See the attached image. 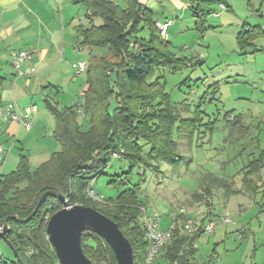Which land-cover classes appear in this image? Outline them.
<instances>
[{"label": "rangeland", "instance_id": "obj_1", "mask_svg": "<svg viewBox=\"0 0 264 264\" xmlns=\"http://www.w3.org/2000/svg\"><path fill=\"white\" fill-rule=\"evenodd\" d=\"M180 1L181 4L170 0L149 3L154 5L161 20L174 22L165 42L170 43L169 52L175 58L186 59L180 70L157 69L151 81L163 75L166 92L180 118H193L198 114L202 120L196 124L195 130L188 126L180 133L175 132L181 153L178 167L161 164L162 174L158 176L151 170H147L144 176L135 170L128 187L145 180L143 190H146L147 207L160 212L163 229H168L181 212L199 226L203 219L204 226L212 224L213 233L203 235L197 242L198 257L212 258L214 264H264V186L255 198L251 194L259 178H262L259 184L264 185V169L251 175L252 186L243 181L247 171L243 170L244 166L264 150V34L245 51L237 42L244 27L261 25L264 31V0H227L232 10L222 11L218 17L214 12L219 11V5L204 6L203 10L209 13L204 31L196 25V17L185 0ZM115 2L122 8L127 7L126 0ZM76 9L80 19L78 24L88 27L87 10L83 6ZM96 23L99 25L102 21L97 19ZM139 36L148 38L149 31H142ZM105 52L101 48L94 51L83 48L69 61L70 67L63 65L60 74L44 83V88L37 87L33 94H36L34 104L40 113L35 116H46L48 121L43 119L42 124H46L47 129L33 126L27 132L29 140L23 142L24 147L18 135L15 138L1 137L0 146L8 151V163L4 161L0 175L15 171L21 155L28 156L32 170L47 160L45 154L53 150L51 146L56 141L53 136L56 125L45 98L59 108L83 103L88 72L86 69L76 75L72 61L82 59L89 67L90 62L95 64ZM37 75L34 73L31 79L42 77ZM23 79L25 83L32 81L28 77ZM95 89L104 101L107 90L103 83L98 80ZM94 100L93 130L99 134L104 115L100 99ZM108 103L112 114L119 106L117 97L111 96ZM18 108L25 111L22 106ZM91 117L85 113L84 117L79 116V123L88 129L87 121ZM2 124L0 116V126ZM58 145L57 151H60ZM129 170V163L122 158L111 159L106 173L92 184L93 191L106 201L115 197L125 187L114 186L112 181ZM208 174L228 182L232 194H227L224 188L211 187L212 194L209 195L205 191L208 181L204 178ZM196 194L205 195V200H199ZM225 219L230 222L225 223ZM0 251L4 258H14L13 251L3 240H0Z\"/></svg>", "mask_w": 264, "mask_h": 264}, {"label": "trees", "instance_id": "obj_2", "mask_svg": "<svg viewBox=\"0 0 264 264\" xmlns=\"http://www.w3.org/2000/svg\"><path fill=\"white\" fill-rule=\"evenodd\" d=\"M126 2L127 7L122 8L112 0H75L76 5L87 10L89 24L81 31L77 47L101 48L106 52L98 62H90L87 67L83 103L64 108L47 103L55 120L53 136L61 146L60 151L54 152L34 170L28 156L21 155L15 171L0 175V229L7 227L5 238L18 252L23 264H61L48 239L47 227L51 217L67 204L93 207L115 221L132 244L134 264H145L149 246L141 214L142 207L147 206L146 190H143L145 180L128 187L130 179L135 170L142 176L147 170L158 176L162 174L161 164L178 167L181 153L175 132L180 133L188 126L195 130L196 124L202 120L198 114L193 118H180L166 92L163 75L151 81L157 69L180 70L186 60L175 58L169 52L170 43L161 37L156 23L165 20L156 19L153 10L143 0ZM185 2L196 17V25L203 31L207 29L209 14L203 10L204 6L224 4L227 10L231 9L227 0ZM97 19L102 23L98 25ZM145 30L149 31V37H140ZM263 34L261 25L242 28L237 36L240 49L245 51L253 47ZM98 80L107 90L104 101L95 89ZM113 95L119 106L111 114L108 99ZM95 98L100 99L104 115L99 134L93 130L92 101ZM80 107L86 115H92L87 121L88 129L79 123ZM113 158H122L130 165L127 173L112 181L114 186L125 189L107 201H96L89 197L88 191L94 181L106 173ZM263 168L264 150H261L257 158L244 166L243 170H247L244 183L252 186L251 175ZM204 178L208 181L205 191L209 195L212 194L211 187L224 188L227 194H232L225 180L212 174ZM195 196L199 200L206 198L203 194ZM61 197L66 201L63 202ZM204 222L205 219L188 235L184 226L175 220L170 240L152 264H214L212 258L202 262L198 258L199 247H195L205 234ZM82 247L93 264L117 263L111 246L96 233L84 232ZM0 264L20 263L15 254L14 258L6 259L0 251Z\"/></svg>", "mask_w": 264, "mask_h": 264}, {"label": "crops", "instance_id": "obj_3", "mask_svg": "<svg viewBox=\"0 0 264 264\" xmlns=\"http://www.w3.org/2000/svg\"><path fill=\"white\" fill-rule=\"evenodd\" d=\"M112 1L115 2V0ZM151 1L153 0H143L153 10L155 18L160 19L156 15L154 5H149ZM172 1H178V4H181L180 0H170V2ZM77 6L80 5H76L75 0H0V72H3L0 74L2 78L0 82V107L2 108L12 101L20 108L22 106L21 109L36 107L37 110L30 115L32 128L39 125L41 129H47V125L42 124V120L46 119V116L42 114L37 115L38 117L35 116V114L40 113L38 106L34 104L36 94H33L35 90L37 87L44 88V83L52 81L55 76L59 75L63 65L70 67L69 63L71 62L69 61L79 55L78 52L83 49L77 47V42L81 39V31L85 28L84 24H78L80 19ZM228 10H232V8ZM87 49L94 51V49ZM20 50H28L33 54L32 62L24 64L22 72H25L32 65L37 69L35 74L42 75L41 78L37 77V80H34L31 79L34 74L21 75L15 71L12 64V53ZM82 61V59L73 60L72 65ZM26 77L32 81L25 83L23 78ZM45 101L49 102V99L45 98ZM2 120L0 138L5 136L15 138L18 135L22 138V144L29 140L28 130L25 131L26 129L22 124L15 121L8 122L3 118ZM46 121L48 120L46 119ZM58 146L55 141L51 146L53 150L47 155L45 154L48 157L47 160L54 152H57ZM4 161L7 164L8 158H4ZM4 161L1 169L4 167ZM261 182L262 178H259L254 183V187L257 188H252L251 194L254 198L259 189L264 186L259 184ZM198 258L202 262L208 261L207 258Z\"/></svg>", "mask_w": 264, "mask_h": 264}, {"label": "water", "instance_id": "obj_4", "mask_svg": "<svg viewBox=\"0 0 264 264\" xmlns=\"http://www.w3.org/2000/svg\"><path fill=\"white\" fill-rule=\"evenodd\" d=\"M61 200L66 201L64 197ZM86 231L98 234L111 246L117 264H134L132 244L115 221L93 207L68 204L51 217L47 227L48 239L61 264H93L82 247V235ZM6 232L7 227L0 231V239L23 264L18 252L5 238Z\"/></svg>", "mask_w": 264, "mask_h": 264}, {"label": "built area", "instance_id": "obj_5", "mask_svg": "<svg viewBox=\"0 0 264 264\" xmlns=\"http://www.w3.org/2000/svg\"><path fill=\"white\" fill-rule=\"evenodd\" d=\"M227 10L224 4L219 5V11L215 12L214 15L216 17L220 16L222 11ZM173 21L168 19L165 21H158L156 23L157 28L159 29L160 35L162 38L166 39L168 36V30L170 26L173 25ZM13 57V68L18 74H27L32 75L36 72V68L30 65L25 72H22V67L24 64L31 63L33 59L32 52L28 50H20L15 51L12 53ZM73 68L76 71V74L79 75L86 71L87 64L86 62H78L73 65ZM37 110L36 107H30L25 111L20 110L15 102H9L4 107H2V111L0 112V116L8 122H18L23 125L26 130L32 129V123L30 121V115ZM78 114L80 117H84L85 112L82 108L78 109ZM6 155V150L0 146V167H2L4 158ZM89 197L93 198L96 201H103V197L99 196L95 193L92 189L88 191ZM142 214V222L145 229V238L149 244L148 246V254L146 257L145 264H152L155 257L159 254L163 246L170 240L172 235L173 223L170 225L168 229L162 228V215L156 209H151L146 207H142L141 209ZM183 217H178L177 220L184 226V231L186 234L191 235L198 227L196 221H191L187 219L184 212H181ZM174 220V221H175ZM225 223H229L228 219L224 220ZM2 229H0L1 231ZM205 234H211L214 231V226L212 224L206 225L203 228ZM195 247H198L197 243Z\"/></svg>", "mask_w": 264, "mask_h": 264}]
</instances>
